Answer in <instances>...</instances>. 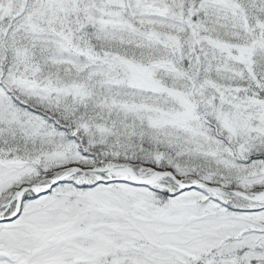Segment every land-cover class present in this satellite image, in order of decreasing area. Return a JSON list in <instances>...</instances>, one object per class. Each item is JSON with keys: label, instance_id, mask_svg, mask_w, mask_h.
Returning <instances> with one entry per match:
<instances>
[{"label": "snow or ice", "instance_id": "6c2138e0", "mask_svg": "<svg viewBox=\"0 0 264 264\" xmlns=\"http://www.w3.org/2000/svg\"><path fill=\"white\" fill-rule=\"evenodd\" d=\"M0 264H264V0H0Z\"/></svg>", "mask_w": 264, "mask_h": 264}]
</instances>
